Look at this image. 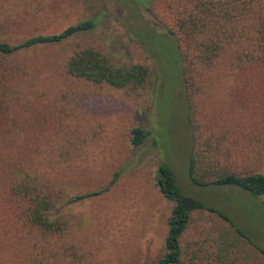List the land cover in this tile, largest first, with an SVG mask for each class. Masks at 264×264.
<instances>
[{
    "label": "rangeland",
    "instance_id": "374dc122",
    "mask_svg": "<svg viewBox=\"0 0 264 264\" xmlns=\"http://www.w3.org/2000/svg\"><path fill=\"white\" fill-rule=\"evenodd\" d=\"M88 20L97 26L87 34L0 61V264H156L174 206L157 187L163 164L186 195L223 211L264 249V198L190 180L194 132L181 75L188 53L199 141L222 163L264 174V0H0V36L13 45ZM76 47L147 67L151 88L72 77ZM136 127L148 133L138 148ZM23 174L56 200L63 234L25 222L12 194ZM211 223L198 215L183 247Z\"/></svg>",
    "mask_w": 264,
    "mask_h": 264
},
{
    "label": "trees",
    "instance_id": "16d2710c",
    "mask_svg": "<svg viewBox=\"0 0 264 264\" xmlns=\"http://www.w3.org/2000/svg\"><path fill=\"white\" fill-rule=\"evenodd\" d=\"M96 26L97 21L88 20L71 26L59 34L37 35L15 45L0 36V61L22 51L41 46L60 45L93 31ZM208 56L207 61H212L213 58ZM182 57L184 66L181 75L189 101V120L193 127L195 144L189 159L191 182L200 188L235 187L256 200L263 199L264 174L247 172L222 163L213 151L211 143L199 141L201 131L194 110V74L190 68L189 54H182ZM196 58L198 61L204 59L203 55H197ZM67 72L77 79L133 93L147 91L153 84L152 72L147 67L118 65L93 48L76 47L67 62ZM147 137L148 133L144 129L136 127L132 131V144L138 148L144 144ZM156 181L160 193L167 201L174 204L168 221L165 254L156 264H264V249L254 243L223 211L186 195L169 165L163 164L159 167ZM12 194L22 202L24 220L30 227L51 236L65 232L64 222L52 216L56 208V200L39 184L36 177L23 174L12 188ZM99 194L101 192L79 195L74 197L72 202H79ZM262 206L264 208V201ZM198 215L205 216L211 221V226L202 229V238L188 243L184 248L183 242Z\"/></svg>",
    "mask_w": 264,
    "mask_h": 264
}]
</instances>
